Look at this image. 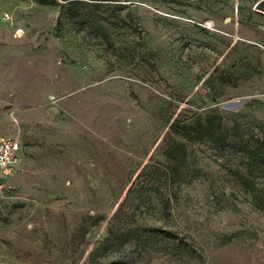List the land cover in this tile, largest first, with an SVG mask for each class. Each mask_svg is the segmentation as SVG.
<instances>
[{
	"label": "rangeland",
	"instance_id": "374dc122",
	"mask_svg": "<svg viewBox=\"0 0 264 264\" xmlns=\"http://www.w3.org/2000/svg\"><path fill=\"white\" fill-rule=\"evenodd\" d=\"M55 1L0 0V137L20 156L0 264H264V211L242 184L264 202V179L182 137L199 123L264 138V0H73L84 27Z\"/></svg>",
	"mask_w": 264,
	"mask_h": 264
},
{
	"label": "trees",
	"instance_id": "16d2710c",
	"mask_svg": "<svg viewBox=\"0 0 264 264\" xmlns=\"http://www.w3.org/2000/svg\"><path fill=\"white\" fill-rule=\"evenodd\" d=\"M38 3L42 5H56L55 0H37ZM60 2H65V13L67 14V17L74 23L78 24L81 27L84 26H91L88 22V19L86 15H84L81 12H78V8L80 5L77 3V1L73 0H59ZM182 137L186 139L189 143H199V142H207L211 144L215 149L219 151H226L232 154L239 155L242 159L245 161V169L249 172H254L257 175H259L262 179H264V138H261L259 140H255L252 144H246L241 142H235V141H229L226 139V137L215 131L213 127L206 126L203 124H195L193 126H189L183 129ZM234 175L238 177L240 175V171L235 169ZM242 184H244V187L247 189V192L249 193V196L251 198L253 206L260 210L264 211V202H262V196L260 197L258 194L256 195L253 190H256L254 188V183L249 179H242ZM260 192V190H259ZM130 193V188L126 191V197ZM0 205H3L0 202ZM126 212L123 209V205H119L118 208L114 211L113 215L110 218V224L107 228V234L106 237L100 242V245L106 244L109 242L110 237L113 236L114 233V226L118 221V218L120 216H124ZM132 213L129 214L131 217ZM100 221H102L101 217H95L90 218L88 220L87 225H82L78 229V233L80 234V237H83L89 229L92 227H95ZM141 232L142 233H151L154 236H162L164 238H171L172 235L169 231L162 230L155 227H146L141 226ZM135 240L140 241V243L143 246V241H141V238H139L137 235L133 236ZM102 243V244H101ZM109 244V243H108ZM127 244L125 241H121L119 243H116L115 245H108L109 247L115 246L116 248H120L121 246ZM103 250H107V248H104Z\"/></svg>",
	"mask_w": 264,
	"mask_h": 264
},
{
	"label": "built area",
	"instance_id": "2783aa9c",
	"mask_svg": "<svg viewBox=\"0 0 264 264\" xmlns=\"http://www.w3.org/2000/svg\"><path fill=\"white\" fill-rule=\"evenodd\" d=\"M7 15H3V19ZM19 146L17 142L8 137H0V191H8L7 181L16 172L19 166Z\"/></svg>",
	"mask_w": 264,
	"mask_h": 264
},
{
	"label": "crops",
	"instance_id": "0c3cea01",
	"mask_svg": "<svg viewBox=\"0 0 264 264\" xmlns=\"http://www.w3.org/2000/svg\"><path fill=\"white\" fill-rule=\"evenodd\" d=\"M19 158H20V156H19Z\"/></svg>",
	"mask_w": 264,
	"mask_h": 264
}]
</instances>
